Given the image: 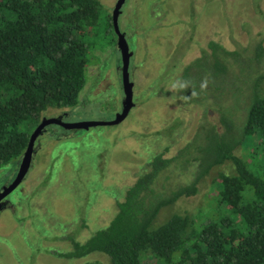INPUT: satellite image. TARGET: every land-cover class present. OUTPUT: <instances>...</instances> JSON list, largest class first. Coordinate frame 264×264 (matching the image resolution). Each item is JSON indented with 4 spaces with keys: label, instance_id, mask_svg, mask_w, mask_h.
Returning <instances> with one entry per match:
<instances>
[{
    "label": "trees",
    "instance_id": "16d2710c",
    "mask_svg": "<svg viewBox=\"0 0 264 264\" xmlns=\"http://www.w3.org/2000/svg\"><path fill=\"white\" fill-rule=\"evenodd\" d=\"M100 9L98 0H0V167L19 159L48 109L77 102L87 82V52L111 29L110 16ZM251 62L254 74L247 78L250 93L242 101V122L231 123L230 105L224 106L217 127L213 123L203 136L196 126L172 159L155 153L144 175L152 183L160 181L162 166L184 157L190 182L143 208L133 201L144 189L139 180L108 223L76 246L74 256L103 252L108 264H264V95L254 92L264 81L259 47ZM214 64L224 71L223 63ZM188 70L184 67L182 75L188 77ZM195 86L198 91L185 97L192 103L202 87ZM245 142V157L232 155ZM226 161L233 172H217L209 188L220 216L197 225L180 214L154 222L161 205L193 194L194 181Z\"/></svg>",
    "mask_w": 264,
    "mask_h": 264
},
{
    "label": "flooded vegetation",
    "instance_id": "af4514ba",
    "mask_svg": "<svg viewBox=\"0 0 264 264\" xmlns=\"http://www.w3.org/2000/svg\"><path fill=\"white\" fill-rule=\"evenodd\" d=\"M118 1L119 0H98L100 7L104 4L108 8V15L111 21V29L108 33H112L111 44H113V50H111L110 56L107 57L100 66H97L96 72L92 76L87 77V89L81 96L83 101L80 102V98H77V102L82 106L87 104L92 96H98L100 99L98 104H103L102 106L111 109L113 113L112 118L109 120H85L93 124L86 127H76L75 125L73 127L70 124H76L81 121H65L64 116L69 114L77 102L71 107L63 106L52 108V112H49L50 110L48 109V112L45 113H53V115L45 116L43 114L40 122L54 119L60 122H50L42 127L41 132L31 145L30 160L24 175L19 177L17 180L18 183L11 188L4 197L0 198L1 212L14 211V208L11 207L12 203L9 199V195L11 192L18 190L19 184L24 180L29 168L32 173H34V188L38 185L42 180L40 179L37 181L38 175L41 173V165L38 164L36 166L39 157L38 154L43 152L46 145L50 144L53 140L56 142L54 144L60 146L59 144L61 142L58 140L68 136V131L73 132L97 126L116 125L118 128L116 132H118L119 140L124 141L126 139L125 135L130 137L131 134L135 133L128 125H141V123L146 127L154 125L157 127L156 130L153 131V127H151L150 132L164 139V149L162 152L158 153L161 154V158L172 159L174 152L176 154V150L189 140L191 136L190 133L196 126H198L197 128L202 135L205 136L207 131L213 130V123L215 127L219 125L218 120L221 116L220 111L224 106L230 105L231 123L240 124L242 122L244 112L241 109L242 101L245 100V98L241 97L238 103H234L230 95L213 94L209 92V89L215 90V92L219 89L217 80L220 75L224 74L230 67L233 58L248 59L251 62L256 47L260 48V54L264 58V43L261 40H253L246 37V41L243 44H235L232 48L226 49L220 45L215 38L214 40L212 38L213 35L218 32L217 28L220 30V22H225L220 7L222 3L225 7L230 8L229 11L233 12L234 16L236 12L239 13L242 11V5H244L246 12L249 11V15L253 13L256 15L253 10L254 6H259L263 3H260L259 0L210 1L209 3H213L218 9L219 15L212 16L209 19L206 17V20L208 19V25L199 31L196 26H192V21L189 19V17L193 18V15L187 8L191 7L192 2L186 4L185 8H183L182 17L175 19L172 16L168 21H162V18L152 15L149 12L151 9L149 4L153 0H144L143 3H138V0H130L128 3H126L127 0H121L116 12V25L118 32L125 41L128 53L126 72L127 83L130 90V100L129 104H127L121 77L122 58L116 45L117 39L112 24V13ZM154 4H156L158 10H161L160 4L164 10H167V8H165L167 0H155ZM193 5L194 7L196 6L195 2H193ZM167 11L172 15L171 11ZM197 11H199L200 14L202 6L197 7L195 12ZM263 15L264 12H262V16ZM236 22L237 18H233L231 26ZM119 23L124 24L122 27L124 31L119 28ZM239 25H241V23ZM154 30L156 34H161L169 40L170 55L175 52L174 48L180 47L181 51L178 56H176L174 62L162 64L159 67L152 66L153 62L158 60L157 57L160 56L159 53L161 50V45L155 42V37L151 41L149 40V36ZM196 40L199 44L195 42ZM155 47H157L159 51H157ZM191 49L197 50L196 56L191 54ZM234 52L237 53L234 54ZM215 61L218 65L223 63L225 66L223 72H221L219 68L216 69L214 64ZM184 67H189L187 72L188 79L186 76L182 75ZM260 72L264 73V69L261 68ZM253 74V71H251L249 75L252 76ZM191 76L198 77L201 83L199 80H191ZM102 80L106 81L108 85L105 87L102 86L100 84ZM196 82H199L202 87L198 92L199 98L197 100L195 99V102L192 103V101L186 100L185 97L190 98V94L194 92L195 88L197 89L195 86ZM153 89V97H158L159 100L148 99ZM107 90H109V94L102 96ZM112 91L115 93H112ZM254 92L259 96L264 95V81L259 83L258 86H255ZM249 93L250 90L247 95H249ZM126 108L127 110H125ZM124 111L125 113L122 116ZM136 113L138 114L136 115ZM203 113L207 114L205 118H202ZM114 120L117 122H114ZM60 141L63 140L61 139ZM152 154L144 163H141L140 158H136L134 155L131 156L121 152L114 153L113 157L115 156L117 158L111 161L110 166L108 165L109 169L107 168L105 173L98 175L97 179L103 185H114L116 189L108 193L104 191L99 192L101 200L99 199L97 202L99 204L97 209L92 210L89 216L78 221L76 233L74 234L75 230H73V236L68 235L70 239H68V236H61L60 238L59 233L62 231H58L50 241H47L46 237L40 235L39 238L41 239L42 247L39 248L38 251L41 250L44 255L49 257L47 262H41V264H50L55 256L59 258L62 257L64 260L74 264H85L87 262L90 264H108V256L103 252H92L82 257H76L72 253L77 245L85 243L97 229L108 223L117 212V205L123 202L127 196H131L128 190L136 185L139 180H143L142 186L144 189L136 193L133 201L143 208H146L148 206H154L159 199L169 196L177 186L185 185L190 182L191 167L187 166V168H184V157L179 158V160H182L179 164L170 162L169 164L167 163L168 165H163L159 171L160 181L152 183L151 181L145 180V174L149 171L148 164H150L154 156V153ZM163 154L166 155L163 156ZM32 156L33 159L34 157L35 159L32 167H30L32 164ZM20 162L21 156L17 161L13 162L11 167L7 168L12 171L7 172L11 174V178L6 184L0 183V193L3 190V192H5L8 186L11 187L17 182L15 179ZM53 163L54 161H51L47 167ZM180 166L183 167L180 168ZM207 174L201 176L197 182L194 181L193 186L195 190L193 194L188 196L179 195V197L173 201L161 205L157 210L154 222H162L172 214L184 215L181 213H174L173 208L175 207V202L185 201L184 199L191 198L202 190L208 191L211 186L212 178L204 182ZM47 180L44 179V184ZM30 181L31 180H29V183L31 185ZM40 185H43V181L40 182ZM105 203L106 207L104 206ZM162 208H165L163 211H166V213L159 219V212ZM16 219L21 218L16 215ZM12 224H15V222L12 221L10 225ZM94 256H96V258H93ZM30 258H32V256L28 257L25 255L21 257V260L30 264ZM32 259L38 263L34 257Z\"/></svg>",
    "mask_w": 264,
    "mask_h": 264
},
{
    "label": "rangeland",
    "instance_id": "374dc122",
    "mask_svg": "<svg viewBox=\"0 0 264 264\" xmlns=\"http://www.w3.org/2000/svg\"><path fill=\"white\" fill-rule=\"evenodd\" d=\"M130 0H127L128 3ZM135 1V0H133ZM131 1V2H133ZM144 0H138V3H143ZM214 0H167L165 8L172 12V15L164 10L160 4L161 10H158L155 0L150 2V13L162 18V21H168L172 18H179L183 15V8L186 4L192 2L191 7L187 8L193 15L189 17L192 21V26H196L200 31L208 25V19L212 16H218V9L213 3ZM193 2L196 6L194 7ZM259 6H254V13L249 15L242 5V11L234 16L233 12L221 4L222 16L225 22H220V30L213 35V40L220 43L224 48L230 49L235 44H243L246 37L253 40H261L264 43V0H259ZM125 3V4H126ZM202 6V11L199 14L197 7ZM207 6V7H206ZM193 8V9H192ZM163 9V10H162ZM101 12L109 14L106 5H101ZM206 17L208 19L206 20ZM233 18H237V22L231 26ZM241 23V25H239ZM124 24L119 23V28L123 30ZM177 34V33H175ZM112 33L105 32L103 40L96 42L93 46L94 50L87 52L88 65L86 66L87 77L92 76L97 66H100L107 57L110 56L113 50L111 44ZM155 37V42L161 45L160 56L154 61L152 66L159 67L162 64L172 63L176 60V56L180 53V47L174 48V53L169 54V40L161 34H156L155 30L151 32L149 40ZM197 44L199 42L195 41ZM157 51L159 49L155 47ZM94 54V57H93ZM191 54L196 56L197 50L191 49ZM108 60V59H107ZM253 68L252 63L248 59L233 58L230 67L221 74L217 82L219 89H209L213 94L230 95L234 103H238L241 97H246L249 92V83L247 78ZM187 78V77H186ZM188 79V78H187ZM191 80H201L196 76H191ZM102 86H107L106 81H101ZM88 81L85 83L79 92L78 99L83 101L82 94L87 89ZM103 87V88H104ZM153 91L150 92L148 99L159 100L158 97H153ZM198 91V89H195ZM112 93H115L112 91ZM109 94V90L105 91L102 96ZM98 96H92L90 101L82 105L77 102L71 109L68 115L64 116L65 121H85V120H109L112 118V111L98 102ZM162 102V101H160ZM111 105V104H110ZM147 106V105H146ZM49 112H52L51 110ZM133 113V111H132ZM138 113H136L137 115ZM45 116H51L53 113H45ZM135 133L130 137L126 136L124 141L119 140L117 126H97L86 129H80L73 132H67L68 136L61 138L63 141L57 146L54 140L46 145L43 152L38 154V164L41 165V173L38 175V180L42 179L43 185H38L34 188V173L27 171L24 180L20 182L18 190L11 192L9 199L12 203L11 207L14 211H0V264H27L21 260L22 256H32L37 261L30 258V264H41L47 262L48 258L39 248L42 247L40 235L46 237L47 241L58 233L61 236H73L78 229V221L91 214L92 210H96L99 205V192L108 193L115 190L116 187L112 184L103 185L97 176L106 172L108 165L117 157H113L114 153L121 152L140 158L141 163H144L147 158L151 157L152 153L162 152L164 149V139L161 136H156L153 131L157 127L151 125L149 127L138 124L128 125ZM241 146V147H240ZM233 148L232 155L243 159L248 151L246 142L242 145ZM249 148V146H248ZM168 153V152H167ZM152 154V155H151ZM37 155V154H36ZM166 154H163L165 156ZM123 158V157H121ZM35 159V157H34ZM32 156V167L34 163ZM51 161L52 165L47 167ZM12 162L0 167V183H5L10 180L12 172L7 168L12 166ZM122 169V168H121ZM124 170V169H122ZM229 175L233 172L231 164L226 161L214 170L212 168L205 176V180L215 178L216 173ZM126 173V172H125ZM49 176V177H48ZM44 179H48L44 184ZM31 180V185L29 183ZM212 183V180H211ZM28 185V186H27ZM214 187H212L213 189ZM214 195L213 190H202L196 193L193 197L178 201L174 204V213H181L193 219V225H197L199 221H204L206 218H216L221 215L220 209L212 203L211 197ZM106 207V203L104 204ZM162 208L159 212V219L166 213ZM16 215L21 219H16ZM25 218V219H24ZM15 222V224L10 225ZM68 239L69 236H68ZM46 248V246H45ZM93 258H96L94 256ZM9 262V263H8ZM50 264H74L64 260L62 257L55 256Z\"/></svg>",
    "mask_w": 264,
    "mask_h": 264
},
{
    "label": "water",
    "instance_id": "95a60500",
    "mask_svg": "<svg viewBox=\"0 0 264 264\" xmlns=\"http://www.w3.org/2000/svg\"><path fill=\"white\" fill-rule=\"evenodd\" d=\"M120 1L121 0H119L116 3L115 7H114V10H113V13H112V24H113V29L115 31L116 39H117L116 40V45H117V48H118L119 52L121 53V58H122V66H121V72L122 73H121V77H122L123 90H124V93H125L126 102H127V104H129V100H130V92L129 91L130 90H129V87H128L129 85L127 83V72H126L128 53H127V48H126L125 41H124L122 35L118 32L117 25H116V12H117L118 6L120 5ZM125 110H127V108ZM124 113H125V111L123 112L122 116L124 115ZM50 122H60V121L57 120V119L43 121V122H40L39 124H37V126L33 130L32 134L30 136L29 142L26 145L24 151L22 152L21 162H20L19 169L17 171V175H16L15 181H17L19 179V177H22L24 175V173H25V170H26V168H27V166L29 164V160H30L31 145L33 144L35 138L41 132L42 127L44 125L50 123ZM114 122H117V121L114 120ZM91 124H93V123L92 122H88V121H82V122H78L76 124L72 123L70 125L73 126V127H74V125L76 127H86V126H89ZM17 183H18V181L15 184H13L11 187L8 186L5 192H3L4 191L3 190L0 193V198L4 197L8 193V191L11 190V188H13Z\"/></svg>",
    "mask_w": 264,
    "mask_h": 264
}]
</instances>
